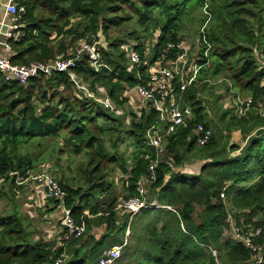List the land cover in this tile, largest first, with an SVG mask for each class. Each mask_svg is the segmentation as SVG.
<instances>
[{
    "label": "trees",
    "instance_id": "1",
    "mask_svg": "<svg viewBox=\"0 0 264 264\" xmlns=\"http://www.w3.org/2000/svg\"><path fill=\"white\" fill-rule=\"evenodd\" d=\"M22 3L25 37L10 41L11 62L30 65L76 59L69 70L74 80L96 98L108 97L116 109L111 111L88 97L68 73L40 74L23 85L6 80L0 71V264H44L64 255L63 264L95 263L102 246L125 236L128 228L134 245L128 243L116 264H216L211 248L220 253L221 264H253L251 252L233 236L231 225L244 232L264 229V134L255 135L264 128V118L256 109L239 117L225 104L219 105L221 97L216 101L219 107L210 106L208 111L199 96L208 84L190 87L185 102L193 119L164 141L166 156L158 162L147 199L165 208L144 209L132 220L128 214L120 222L118 199L106 203L100 195L112 191L107 179L111 167L117 166L126 177L123 202L138 196V183L150 177L149 168L158 154L148 143V132L153 126L161 130L164 126L158 124L159 113L154 110L131 105L132 110L129 95L147 84L151 67L169 45L176 47L172 55L179 51L186 30L195 27L190 32L201 44L199 53L206 66L199 77L224 75L237 96H251L254 107L259 104L264 97V68L259 67L264 60V0ZM130 25L136 28L127 29ZM101 30L108 45L99 51L102 66L96 69L86 52L78 55V46H94ZM204 36L211 46L209 59L204 58ZM148 46L153 47L150 56ZM133 52L139 63L132 61ZM197 125L215 129L204 147L197 146ZM234 132L241 133L244 144H231ZM48 138L64 141L71 154L87 161L79 169L81 184L63 175L58 180L66 192L65 208L76 224L86 226L83 237L58 249L34 238L35 228L16 205L2 212L3 201L11 204L23 188L11 174L37 171L41 162L30 145ZM125 144L126 151L132 148L128 158L119 149ZM61 154L58 148L57 155ZM189 154L206 161L197 175L175 171ZM44 205L54 211L61 203ZM100 228L103 233L97 236L94 230ZM255 244L264 247V234Z\"/></svg>",
    "mask_w": 264,
    "mask_h": 264
},
{
    "label": "built area",
    "instance_id": "2",
    "mask_svg": "<svg viewBox=\"0 0 264 264\" xmlns=\"http://www.w3.org/2000/svg\"><path fill=\"white\" fill-rule=\"evenodd\" d=\"M22 1L7 0L3 4L5 17L0 22V71L5 75L6 80H15L23 85H26L29 79L36 78L40 74L50 75L52 72L70 74L69 70L75 66L76 59L65 60L58 58L50 63L32 62L30 65H14L11 62L12 46L10 41L25 37L22 24L25 7ZM206 14L208 13L206 12ZM204 29L205 27L202 29V34H204ZM205 37L204 42L207 48L204 51V58L209 59L211 46L206 42ZM200 46L201 44L198 41L194 47L196 53L191 57L190 47L187 46L185 41L177 46L179 51L173 55L172 53L176 47L169 45L164 50L160 59L151 67L147 84L137 87L135 91L134 95L142 102H145L144 106H141L139 110L147 108L159 113L158 124L164 126V128L161 130L157 126H153L148 132V143L157 150L158 154L156 161L149 168L150 177L142 179L138 183V196L119 204V208L123 209L124 213L130 214L131 220L144 209L156 210L165 208L157 201H148V188L156 180V168L161 155L164 153V141L168 136L175 133L177 129L187 128L193 119V111L186 104L185 95L190 87L198 82L199 74L204 66H206L199 53ZM82 47L83 49L78 55L86 52L89 55L92 66L99 69L102 66L99 52L95 51L92 45L84 44ZM259 56L261 59L263 58L261 54ZM131 59L134 63H139L137 53L133 52ZM259 67L261 69L264 68V60L259 63ZM70 76L74 80L71 74ZM75 83L79 90L83 91L88 97L93 98L96 102L104 105L105 108L111 111L116 109L114 103L108 97L96 98L86 86L76 81ZM225 107L233 109L239 117H244L250 110L256 109L258 114L264 118V97L254 107L251 96H232L231 98H226ZM194 133L196 135L197 146L204 147L210 143L213 129L206 128L204 125H197ZM11 176H16V184L18 186L27 184L40 186L45 202L59 201L61 203L56 208V210L63 212L61 218L62 231L58 240L60 245H67L84 236L86 230L85 224L78 225L75 223L71 216V211L64 206L66 192L49 170H29L25 176L19 173H12ZM2 181L0 180V183ZM221 198H225L224 192L221 194ZM85 214L89 215L88 212ZM231 233L251 252L253 264H264V247L255 244V239L264 234V229L263 231L249 230L248 232H244L232 222ZM130 235V228H128L123 242L104 250L97 264H116L129 243ZM211 253L216 259V264H221L219 261L220 253L214 248H211ZM64 258L66 257L63 256L53 261L49 260L44 264H63Z\"/></svg>",
    "mask_w": 264,
    "mask_h": 264
},
{
    "label": "rangeland",
    "instance_id": "3",
    "mask_svg": "<svg viewBox=\"0 0 264 264\" xmlns=\"http://www.w3.org/2000/svg\"><path fill=\"white\" fill-rule=\"evenodd\" d=\"M5 9L3 7H0V22H2L4 17ZM124 28V27H123ZM136 28L134 25L128 26L127 29ZM189 29V28H188ZM193 29L190 30H194ZM190 30H186L185 32H188V35H186L184 38L185 42L187 43V46L190 47V55H195V44L196 39L198 36ZM117 36V35H116ZM126 40V39H125ZM150 41V40H148ZM147 41V42H148ZM108 45V44H107ZM79 47V48H78ZM78 53L83 49V47L78 46ZM153 52V47L148 46L147 47V53L148 56H150ZM229 79L225 78L224 75L218 77V78H200L198 79L197 85H200V87H204L203 85L208 84L205 87V92L200 93V97L202 100H204V103L207 105L208 111L211 110V107L216 109V107L224 106L226 102V98H231L232 96H237V94L234 93V88L232 90V83L228 82ZM231 89V90H230ZM131 97L129 105H137V106H144L145 102H142L139 100L134 94L129 95ZM221 97L219 100V105L217 104V98ZM211 106V107H210ZM132 110L133 107H131ZM126 125V124H125ZM215 129H213V132ZM235 136H231V142L234 143ZM241 142V141H240ZM60 148L62 150L61 156L57 155V149ZM127 144L120 146V152L124 153L126 152V157L128 158L129 154L132 151V148H130L128 151H126ZM31 151L34 153V156L38 159L39 163L37 165L38 170L47 169L49 170L52 175L59 180V178L63 175L66 178H75L76 181H79L80 184L83 180V177L81 176L80 168H82L83 164L86 166V159L83 156H74L70 153L69 147L65 144L64 141H57L56 139L48 138L45 140L39 142H33L30 145ZM59 153V152H58ZM61 153V152H60ZM235 155V153H232V155ZM163 156H166V153H163L160 157V160L164 158ZM193 155H188L187 162L184 161L183 165L179 168H175L176 172H180L182 174L187 175H197L201 171L202 166L206 163V161H202L199 159H192ZM112 169L108 170L107 172V179L112 184V191L109 195L102 194L100 195V200L102 202L109 203L113 199H118V218L119 221L122 222L124 216L128 215V213H124L125 211L123 209L119 208V204H121L123 201H121L122 198L125 196V179L126 177L122 175L120 169L117 168V166L111 167ZM174 171V172H175ZM74 181V185H78V183ZM11 204L8 203V200L3 201L2 203V212L5 213L10 206L13 207L16 205L20 212L25 215L30 224L33 228H35V239L41 238L45 242L53 244L54 249H58L59 247H62L58 243L60 234H61V218L63 216V212L61 210H54L51 211L50 208L46 207L44 205L45 199L44 194L42 191V188L38 185L34 184H27L23 185V188L19 191L18 195L15 197ZM140 218H136L135 220H139ZM103 228L95 229L94 232L97 236H100L103 233ZM132 234V231H131ZM124 236V235H123ZM120 236L118 239H110L107 241V243L102 246L99 253H102L105 249L110 248L111 246L117 245L121 242V240L125 237ZM117 243V244H116ZM133 235H130L129 238V246H133ZM128 246V248H129ZM68 250V247L66 248ZM98 255V254H97ZM65 256V255H64ZM123 256V255H122ZM66 257V256H65ZM100 256H97L95 258V263L91 264H97L98 259Z\"/></svg>",
    "mask_w": 264,
    "mask_h": 264
},
{
    "label": "water",
    "instance_id": "4",
    "mask_svg": "<svg viewBox=\"0 0 264 264\" xmlns=\"http://www.w3.org/2000/svg\"><path fill=\"white\" fill-rule=\"evenodd\" d=\"M105 48H107V42H106V38H105V36L103 35V32H102V30H101V31L98 33V41L94 44V50L97 51V52H99L100 50H103V49H105ZM262 134H264V128L258 130V131L255 133L256 136H260V135H262ZM231 144H233V143L231 142ZM233 156H234V154H233Z\"/></svg>",
    "mask_w": 264,
    "mask_h": 264
},
{
    "label": "crops",
    "instance_id": "5",
    "mask_svg": "<svg viewBox=\"0 0 264 264\" xmlns=\"http://www.w3.org/2000/svg\"><path fill=\"white\" fill-rule=\"evenodd\" d=\"M6 1H7V0H0V7H3V4L6 3ZM3 8H4V7H3ZM4 9H5V8H4ZM4 17H5V13H4ZM4 17H3V20H4ZM3 20H2V21H3ZM232 135L235 136V138H234V143H237V144H240V145L244 144L243 141H242V135H241L240 132H234ZM240 141H241V142H240ZM123 237H124V236H123ZM123 240H124V238L121 240L120 243H122ZM105 250H106V249H105Z\"/></svg>",
    "mask_w": 264,
    "mask_h": 264
}]
</instances>
